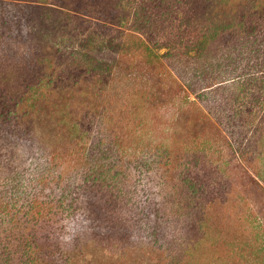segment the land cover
Listing matches in <instances>:
<instances>
[{
  "label": "rangeland",
  "instance_id": "1",
  "mask_svg": "<svg viewBox=\"0 0 264 264\" xmlns=\"http://www.w3.org/2000/svg\"><path fill=\"white\" fill-rule=\"evenodd\" d=\"M122 1L0 0V260L264 264V0Z\"/></svg>",
  "mask_w": 264,
  "mask_h": 264
},
{
  "label": "trees",
  "instance_id": "2",
  "mask_svg": "<svg viewBox=\"0 0 264 264\" xmlns=\"http://www.w3.org/2000/svg\"><path fill=\"white\" fill-rule=\"evenodd\" d=\"M126 1L127 2L129 1L130 3H133L134 5H137L138 7L143 8V6H141V5L144 4L143 2H139L138 3L137 2L138 0H126ZM118 2H120V4H124L125 5V6H122V8L124 10H126L128 8L127 3H125L124 1L118 0ZM138 7H136L135 10H139ZM136 16L140 17L139 11H138V13H136ZM123 19L125 21L126 16H124ZM138 19H140L143 22L142 18H138ZM135 21L137 22V20H135ZM150 24H151L150 21H147V19H146V22L143 23L141 25V27H139V28H137L135 30H132V31L138 33V35L141 36L140 37L141 39L140 38H136V36L134 37L132 35H126L124 37L121 36L119 39H103V40L100 39L101 42H96V41H94L92 36H86L84 38H81L80 41H76V45H77V47H79V51H81L82 53H87V54L90 53V52L96 54V53L104 52L105 50L113 51L115 54H122V53H125V52H131V51H134V50H142L145 53L146 57L151 61L152 59H154L156 57L155 56L156 54L153 52V49L154 48H158L159 47V43H158V41H154V43L153 42H149V39L148 40L145 39V36H147L146 33L148 32V29H147L148 27L147 26H149ZM150 43L154 44L153 48L150 46ZM113 62H115V60H113ZM113 62H112V65H108V64H104V65L107 66L108 68H111V66L114 65ZM147 77H148V79L150 78L149 75H147ZM92 173H93V169L91 168V166H89L88 167V172L86 173L84 179L87 180V179L94 178V177H92ZM16 196H17L16 193H14L13 196H11V203L16 202ZM64 200L67 202L69 199L66 198V197L63 198V199L62 198H58V201H59L58 203H62V202H64ZM34 206L35 205H33L32 208ZM14 208L15 207H12V209H14ZM3 210H4V212H6V210L4 208H3ZM7 215L10 216L9 214H7ZM11 220H12V218H11ZM12 224H14V223H12ZM24 243H26V241ZM28 247H31V246L28 245ZM18 248H20V244L18 245ZM3 252H4L3 250L0 251L1 255H4L5 252L4 253ZM3 262H4L3 260L2 261L0 260V264H4L5 263V262L4 263ZM31 263L33 264V262H31Z\"/></svg>",
  "mask_w": 264,
  "mask_h": 264
}]
</instances>
